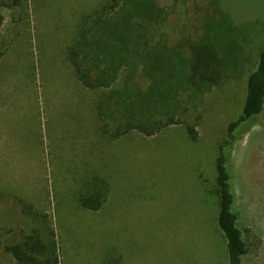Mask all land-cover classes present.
<instances>
[{
	"label": "rangeland",
	"instance_id": "rangeland-1",
	"mask_svg": "<svg viewBox=\"0 0 264 264\" xmlns=\"http://www.w3.org/2000/svg\"><path fill=\"white\" fill-rule=\"evenodd\" d=\"M101 1L27 0L3 8L0 264H16L6 246L31 234L42 217L56 231L61 264H229L217 220L216 161L264 47V0L221 1L243 48L233 77L203 94H179L176 116L196 127V140L183 123L153 136L103 134L97 102L106 93L78 80L68 54L83 13ZM158 1L173 12L153 41L189 54L214 18L216 0ZM122 86L146 90L149 81L125 70L116 88ZM237 137L231 171L249 247L244 264H264V111ZM96 175L110 192L101 209L89 210L78 196Z\"/></svg>",
	"mask_w": 264,
	"mask_h": 264
},
{
	"label": "trees",
	"instance_id": "trees-1",
	"mask_svg": "<svg viewBox=\"0 0 264 264\" xmlns=\"http://www.w3.org/2000/svg\"><path fill=\"white\" fill-rule=\"evenodd\" d=\"M26 1L0 0V26L4 21V7L24 5ZM221 1L212 3L216 14L205 25L201 39L190 45L189 54L181 46L171 47L161 39L153 41L157 27H162L173 12L158 0H102L83 13L68 54L78 80L89 89L106 93L97 102L104 135L118 139L138 130L153 136L171 125L183 123L189 136L197 139L196 127L176 116L179 94L182 90L181 94H203L233 77L243 48L231 37L237 27L221 8ZM2 55L0 51V61ZM125 70H129V76L141 71L149 81L148 88L131 86L135 91L123 86L116 88ZM263 111L264 47L248 77L243 111L229 124L216 161L220 195L217 220L226 238L229 264H244L249 253L235 207L231 149L238 139V128ZM109 192L110 183L96 175L84 185L78 202L83 208L99 210ZM42 219H37L31 234L6 246L16 264H61L56 231L48 220Z\"/></svg>",
	"mask_w": 264,
	"mask_h": 264
}]
</instances>
